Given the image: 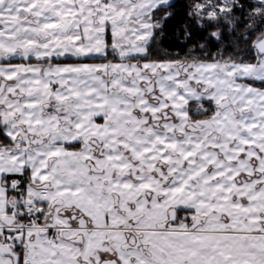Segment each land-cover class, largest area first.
Returning <instances> with one entry per match:
<instances>
[{
  "label": "snow or ice",
  "instance_id": "1",
  "mask_svg": "<svg viewBox=\"0 0 264 264\" xmlns=\"http://www.w3.org/2000/svg\"><path fill=\"white\" fill-rule=\"evenodd\" d=\"M174 7L0 0V264H264V30L252 61H149Z\"/></svg>",
  "mask_w": 264,
  "mask_h": 264
},
{
  "label": "trees",
  "instance_id": "2",
  "mask_svg": "<svg viewBox=\"0 0 264 264\" xmlns=\"http://www.w3.org/2000/svg\"><path fill=\"white\" fill-rule=\"evenodd\" d=\"M197 2H201V0H174L172 2L175 5L171 9L173 14L164 22L163 35L149 47L146 59L165 61L179 56L186 60L194 58L197 61L202 59L208 62L220 59H232L236 62L252 61L254 56L250 41L255 39V35L249 36L247 40L243 37L254 30L256 35H259V32L264 30V21L256 18L255 22H252L249 19L251 9L246 8L243 12H236L238 19L233 23L221 21L218 27L209 24L206 29H199L192 23L193 18L189 17L191 6ZM245 2L250 5L258 0H245ZM185 25L188 26V31L196 34V39L192 44L186 45ZM217 30L222 37L220 41H216L210 36L211 32ZM200 44H204L207 51H198L197 46Z\"/></svg>",
  "mask_w": 264,
  "mask_h": 264
},
{
  "label": "crops",
  "instance_id": "3",
  "mask_svg": "<svg viewBox=\"0 0 264 264\" xmlns=\"http://www.w3.org/2000/svg\"><path fill=\"white\" fill-rule=\"evenodd\" d=\"M174 0H172L173 2ZM194 103V102H193ZM190 108H192L193 111H195V108L193 107V104H190Z\"/></svg>",
  "mask_w": 264,
  "mask_h": 264
},
{
  "label": "flooded vegetation",
  "instance_id": "4",
  "mask_svg": "<svg viewBox=\"0 0 264 264\" xmlns=\"http://www.w3.org/2000/svg\"><path fill=\"white\" fill-rule=\"evenodd\" d=\"M94 62H100V61H94Z\"/></svg>",
  "mask_w": 264,
  "mask_h": 264
}]
</instances>
